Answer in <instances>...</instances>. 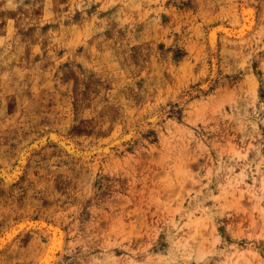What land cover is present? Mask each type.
<instances>
[{"label":"rangeland","instance_id":"374dc122","mask_svg":"<svg viewBox=\"0 0 264 264\" xmlns=\"http://www.w3.org/2000/svg\"><path fill=\"white\" fill-rule=\"evenodd\" d=\"M54 227L50 264H264V0H0V264Z\"/></svg>","mask_w":264,"mask_h":264},{"label":"bare ground","instance_id":"6f19581e","mask_svg":"<svg viewBox=\"0 0 264 264\" xmlns=\"http://www.w3.org/2000/svg\"><path fill=\"white\" fill-rule=\"evenodd\" d=\"M247 9V8H246ZM248 11L251 9H247ZM246 13H249V12ZM250 14V13H249ZM253 14V13H252ZM251 17V14H250ZM252 18V17H251ZM247 19V18H246ZM254 19V18H253ZM252 24V23H251ZM249 27V26H248ZM244 28V27H243ZM241 28V29H243ZM251 28V27H250ZM238 29V28H237ZM213 37V36H212ZM215 38V37H214ZM53 134V133H52ZM51 135V134H50ZM58 139V138H57ZM59 144V143H58ZM62 144V143H61ZM71 144V143H70ZM68 146V145H67ZM80 152V151H79ZM21 153V152H20ZM24 157V156H23ZM20 160V159H19ZM23 160V159H22ZM23 162V161H22ZM13 171V170H12ZM17 171H19L17 169ZM13 174V173H12ZM11 174V175H12ZM15 175V174H14ZM24 223V222H23ZM20 226H21V222H20ZM56 226V225H55ZM35 228V227H34ZM53 230V237L52 235L49 233V231L44 232L45 234H49V242L45 247V251L43 252L42 256L39 258L40 263L42 264H50V260H52L51 258L54 257L53 253L55 254V251L57 249H61L62 245H63V234L60 230V228L54 227L52 228ZM51 230V229H50ZM7 234V233H6ZM11 238V237H9ZM9 241V240H8ZM52 254V256H51ZM51 256V257H50ZM55 258V257H54ZM54 260V259H53Z\"/></svg>","mask_w":264,"mask_h":264},{"label":"water","instance_id":"95a60500","mask_svg":"<svg viewBox=\"0 0 264 264\" xmlns=\"http://www.w3.org/2000/svg\"><path fill=\"white\" fill-rule=\"evenodd\" d=\"M50 140L53 141V142H59V140L57 138H55V137H52Z\"/></svg>","mask_w":264,"mask_h":264}]
</instances>
